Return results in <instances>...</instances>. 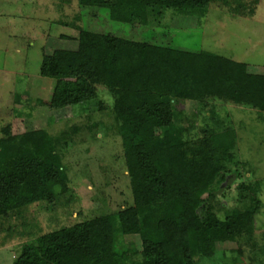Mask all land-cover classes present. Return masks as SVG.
<instances>
[{
  "label": "trees",
  "instance_id": "obj_1",
  "mask_svg": "<svg viewBox=\"0 0 264 264\" xmlns=\"http://www.w3.org/2000/svg\"><path fill=\"white\" fill-rule=\"evenodd\" d=\"M107 1L109 18L132 28H166L170 16L200 21L213 2ZM79 21L77 15L74 22H62L78 30V48L56 49L43 59L40 75L56 81L49 107L80 106L88 115L108 111L107 126L122 140L133 205L46 232L37 237V256L18 257L13 264H207L216 253L225 258L219 244L252 240L262 201L258 184L241 180L232 120L212 116L215 127L206 125L188 139L190 128L181 123L177 105L233 101L262 110L264 68L251 72L248 64L211 52L94 32ZM104 96L112 97L111 104ZM104 126L92 121L86 128L94 135ZM81 130L54 135L46 128L20 134L10 126L2 129L1 220L22 221L34 205L54 212L63 199L74 198L65 160ZM237 180L234 205L227 207L225 190ZM130 236L140 246L127 242ZM259 251L264 253V245Z\"/></svg>",
  "mask_w": 264,
  "mask_h": 264
},
{
  "label": "rangeland",
  "instance_id": "obj_2",
  "mask_svg": "<svg viewBox=\"0 0 264 264\" xmlns=\"http://www.w3.org/2000/svg\"><path fill=\"white\" fill-rule=\"evenodd\" d=\"M107 8V0H0V136L7 126L16 134L46 128L54 135L82 127L65 160L74 198L70 202L63 199L54 212L34 205L22 221L0 219V264L37 256V237L46 232L133 205L122 140L107 126L112 123L108 111L88 115L79 112L80 106L58 111L49 107L56 81L40 75L43 59L56 49L78 48V30L62 22H74L78 15V25L94 32L211 52L248 64L255 73L264 68V0H213L204 19L170 16L166 28H132L111 20ZM16 95L21 97L19 103ZM104 98L111 104V96ZM213 106L177 105L181 123L190 128L188 139L199 135L206 125L215 127L212 116L231 119L239 137L236 162L241 163V180L258 184L262 204L255 216L252 240L219 244L217 250L224 252L225 258L216 253L209 263L234 264L233 259L241 258L236 264H264V253L259 251L264 245V105L262 110L233 101H216ZM16 108L31 116L16 115ZM92 121L105 123L94 135L86 128ZM238 181L225 190L222 201L227 207L234 205ZM219 216L224 218L223 211ZM126 240L140 246L138 237Z\"/></svg>",
  "mask_w": 264,
  "mask_h": 264
}]
</instances>
